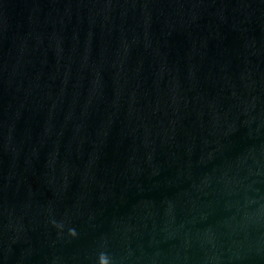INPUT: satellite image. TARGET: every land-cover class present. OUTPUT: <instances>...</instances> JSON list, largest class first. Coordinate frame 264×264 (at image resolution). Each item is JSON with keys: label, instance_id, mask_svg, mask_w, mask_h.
<instances>
[{"label": "water", "instance_id": "obj_1", "mask_svg": "<svg viewBox=\"0 0 264 264\" xmlns=\"http://www.w3.org/2000/svg\"><path fill=\"white\" fill-rule=\"evenodd\" d=\"M0 264H264V0H0Z\"/></svg>", "mask_w": 264, "mask_h": 264}]
</instances>
